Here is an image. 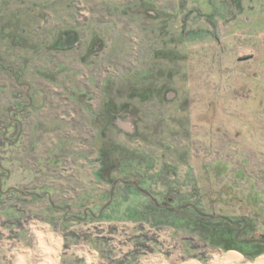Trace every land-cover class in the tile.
<instances>
[{
  "label": "rangeland",
  "instance_id": "1",
  "mask_svg": "<svg viewBox=\"0 0 264 264\" xmlns=\"http://www.w3.org/2000/svg\"><path fill=\"white\" fill-rule=\"evenodd\" d=\"M0 187L53 205L60 264L209 263L195 227L127 219L155 202L264 241V0H0Z\"/></svg>",
  "mask_w": 264,
  "mask_h": 264
},
{
  "label": "crops",
  "instance_id": "2",
  "mask_svg": "<svg viewBox=\"0 0 264 264\" xmlns=\"http://www.w3.org/2000/svg\"><path fill=\"white\" fill-rule=\"evenodd\" d=\"M239 60L243 61L241 58ZM4 194L5 196L14 194L13 196L16 195L17 197H12L9 201L4 202ZM45 195L49 196V193ZM26 197L27 195L20 196V191L15 188L5 191V193L2 192V189L0 190V208L4 206L6 208L5 213L0 214V220L4 221L2 226L0 221V264H53L54 261L56 264H60V257H58L60 245L57 243L56 237L49 232V225L56 223V214L52 211L49 212V208L53 207V205L48 199L35 201L34 203L37 204L39 202L43 206V213L41 217L28 218L25 216V208L30 206L31 201H26ZM95 236L94 234L93 237ZM95 242V240H92L88 243V249L82 246L83 249L78 251L81 254L79 258L83 259L85 256L87 264H96L98 260L103 262V258L99 254L101 250H97L99 247H96ZM214 250H218V252L213 253V258L206 264H258V261L264 257V252L255 258L247 257L245 259L243 255L235 251L223 253L221 249ZM132 251H120L117 255H113V259H120ZM234 253L240 255L241 259L239 261H226L225 258ZM33 256L39 257V259H36V263ZM171 258H164L160 254L155 255V257H149L148 254H144L139 257L138 262L140 264H203L196 258H187L179 263L172 262ZM73 260L77 264V259L74 258ZM72 264H74V261H72Z\"/></svg>",
  "mask_w": 264,
  "mask_h": 264
},
{
  "label": "trees",
  "instance_id": "3",
  "mask_svg": "<svg viewBox=\"0 0 264 264\" xmlns=\"http://www.w3.org/2000/svg\"><path fill=\"white\" fill-rule=\"evenodd\" d=\"M127 217V219L133 221H141L145 223L149 222L155 227L177 226L176 224L178 223L190 225L191 227H195L196 230L202 231V233H204V235L207 237V240H210L213 245H215V247L220 249L243 251L237 247L238 244L240 246L242 244V246L244 245L248 248L259 245L263 247V249L258 252H255L253 254H246L248 258H255L264 252V244H262V241L240 240L239 238L241 234H239L238 232L239 229L236 230V228L234 227L236 226L234 223L230 224L222 219L215 220V218L202 215L192 204H186L178 210H175L171 207V205L161 206L155 202V208L152 212H140L137 209H129ZM238 226L239 224L237 225V227ZM228 230H230V233L228 232ZM234 231H236V233H234ZM220 240H223V242H232L233 245L224 248L221 246L219 242ZM215 242H217V244H215ZM139 254V252L133 251L128 254L126 258L133 257V259L136 258L135 260H137Z\"/></svg>",
  "mask_w": 264,
  "mask_h": 264
},
{
  "label": "flooded vegetation",
  "instance_id": "4",
  "mask_svg": "<svg viewBox=\"0 0 264 264\" xmlns=\"http://www.w3.org/2000/svg\"><path fill=\"white\" fill-rule=\"evenodd\" d=\"M74 45L76 44L77 45V42H75V43H73ZM32 45V43L30 44V46ZM98 45V44H97ZM60 44L58 43V44H56L55 45V50H60ZM98 46H96V48H97ZM29 48H31V47H29ZM95 49V48H94ZM31 102H32V100H31ZM133 183V182H132ZM131 183V184H132ZM136 183V182H135ZM115 185L117 184V181L114 183ZM133 185V184H132ZM133 186H135V187H137L138 189H139V186L137 185V183L135 184V185H133ZM140 190V189H139ZM168 206H170V204H167ZM239 225H241L243 228L242 229H239V234H242L243 233V231L244 230H246L247 228H248V226H247V224L246 223H243V222H239L238 223ZM256 243V242H255ZM262 244H264V241H262Z\"/></svg>",
  "mask_w": 264,
  "mask_h": 264
},
{
  "label": "bare ground",
  "instance_id": "5",
  "mask_svg": "<svg viewBox=\"0 0 264 264\" xmlns=\"http://www.w3.org/2000/svg\"><path fill=\"white\" fill-rule=\"evenodd\" d=\"M50 239V238H49ZM53 240V239H52ZM226 261H239L241 259V256L238 255V254H230L227 256V258H225ZM50 260V259H49ZM50 262L52 263V261L50 260ZM230 263V262H229ZM53 264H56L55 261L53 262ZM257 264V263H256ZM258 264H264V257L261 258L259 261H258Z\"/></svg>",
  "mask_w": 264,
  "mask_h": 264
},
{
  "label": "water",
  "instance_id": "6",
  "mask_svg": "<svg viewBox=\"0 0 264 264\" xmlns=\"http://www.w3.org/2000/svg\"><path fill=\"white\" fill-rule=\"evenodd\" d=\"M132 184H133V185H135L136 183H135V182H133Z\"/></svg>",
  "mask_w": 264,
  "mask_h": 264
}]
</instances>
